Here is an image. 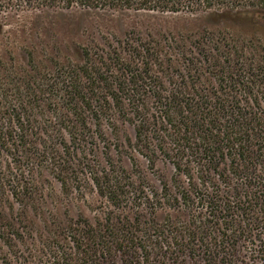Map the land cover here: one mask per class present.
I'll use <instances>...</instances> for the list:
<instances>
[{
	"label": "trees",
	"instance_id": "1",
	"mask_svg": "<svg viewBox=\"0 0 264 264\" xmlns=\"http://www.w3.org/2000/svg\"><path fill=\"white\" fill-rule=\"evenodd\" d=\"M58 8L207 13L264 32V0H0L3 18L30 13L39 29ZM238 36L0 52V263L264 264V42ZM49 178L98 213H46Z\"/></svg>",
	"mask_w": 264,
	"mask_h": 264
},
{
	"label": "rangeland",
	"instance_id": "2",
	"mask_svg": "<svg viewBox=\"0 0 264 264\" xmlns=\"http://www.w3.org/2000/svg\"><path fill=\"white\" fill-rule=\"evenodd\" d=\"M76 10H81L78 7H73ZM215 19V20H214ZM36 21L30 13L21 14L20 17H2L0 15V23H7L8 26H1L0 30V52L6 54L12 52L18 61L25 58L24 51L20 48V41H43L53 45L71 44V43H90L93 41L100 42L104 37L122 38L126 33L133 32L135 35L142 37H152L163 39L172 35H183L186 39L196 38L209 32L213 37L219 33L236 34L239 36L256 35L260 36L264 42V32L252 34L245 28L232 23L228 19L220 17L213 18L207 13H161L148 10H133V9H82V12H73V10L58 8L56 12H50L47 16L42 17L39 23H42L44 29L32 28ZM22 32H20V31ZM238 36V37H239ZM18 41V42H17ZM130 134V129H126ZM114 158L121 160V163L130 168V161L126 156L115 154ZM139 164L143 171L154 181L147 169L146 162L139 158ZM158 167L164 172L161 163ZM51 180V181H50ZM53 195L47 198L45 212H50V215L61 216L64 212H68L71 216L77 213H83L89 219H92L98 213V200L89 198L90 203H85L76 195H63L59 192V185L56 181L49 178ZM9 221L12 223L18 222V214L15 211H8ZM161 215V214H160ZM159 215V218H160ZM44 215L35 219V226L32 227L33 238L27 243L31 247H35L38 238V230H42ZM5 225L6 222L2 221ZM18 228V226H17ZM37 231V232H36ZM27 240H30L28 237ZM0 246L1 242H0ZM4 255L0 253V259ZM1 264V263H0ZM242 264H251V261H246ZM253 264H259L254 262Z\"/></svg>",
	"mask_w": 264,
	"mask_h": 264
}]
</instances>
